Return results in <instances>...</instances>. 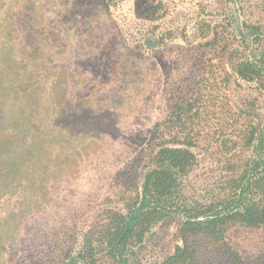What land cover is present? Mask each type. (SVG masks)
I'll return each mask as SVG.
<instances>
[{"label": "rangeland", "instance_id": "1", "mask_svg": "<svg viewBox=\"0 0 264 264\" xmlns=\"http://www.w3.org/2000/svg\"><path fill=\"white\" fill-rule=\"evenodd\" d=\"M246 60L259 79L237 75ZM260 133L264 0H0V264H62L126 212L153 150L184 134L196 160L180 200H229L264 157ZM175 226L136 243L133 264L160 263ZM192 242L193 264H226L228 249L264 264V225L229 226L223 247Z\"/></svg>", "mask_w": 264, "mask_h": 264}, {"label": "trees", "instance_id": "2", "mask_svg": "<svg viewBox=\"0 0 264 264\" xmlns=\"http://www.w3.org/2000/svg\"><path fill=\"white\" fill-rule=\"evenodd\" d=\"M236 66L239 77L259 79L260 70L254 62L239 61ZM256 139L255 146L260 147L264 143V134H257ZM179 143L182 144L158 146L153 150L140 193L126 212L117 213L98 236L83 238L77 250L64 253L62 264H133L135 244L141 243L154 227L172 221L181 242L158 264H193L196 259L194 238L204 236L223 247L229 226L257 228L264 225V157L253 158L250 166L232 179V198L193 205L180 200L179 187L194 165L196 155L189 148L192 142L188 134H184ZM97 246L106 250L104 261H98L96 257ZM225 253L226 264H236L235 252L228 249Z\"/></svg>", "mask_w": 264, "mask_h": 264}]
</instances>
